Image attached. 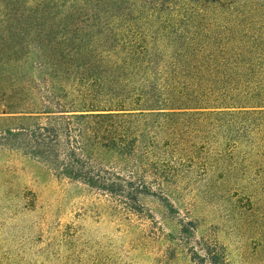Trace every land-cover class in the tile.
Masks as SVG:
<instances>
[{
    "label": "rangeland",
    "instance_id": "374dc122",
    "mask_svg": "<svg viewBox=\"0 0 264 264\" xmlns=\"http://www.w3.org/2000/svg\"><path fill=\"white\" fill-rule=\"evenodd\" d=\"M192 45H264V0H0V108L111 115L85 141L105 188L0 142V264H264V135L198 109Z\"/></svg>",
    "mask_w": 264,
    "mask_h": 264
},
{
    "label": "trees",
    "instance_id": "16d2710c",
    "mask_svg": "<svg viewBox=\"0 0 264 264\" xmlns=\"http://www.w3.org/2000/svg\"><path fill=\"white\" fill-rule=\"evenodd\" d=\"M184 50L186 52L171 65L177 68L192 66L197 73L200 72L196 76L197 81L194 80L196 84L210 81L216 86L204 85L207 92L214 91L211 95L215 103L198 109L223 110L220 112H227L225 114L235 118L234 121L251 125L252 128L248 127L246 133L261 140L260 137L264 135V45L233 48L192 45V48ZM190 51L192 53L189 55ZM203 69L209 72V80L201 76ZM198 94L202 98L208 97L205 91ZM36 96L38 105L16 110L0 108V142L51 163L67 177L105 188L107 183L102 176L104 167L86 148L85 141L96 137L93 130L102 127L111 115L97 113L93 106H75L67 101V94L59 95L52 90L40 89ZM147 96L142 92L137 99L145 101ZM164 103L154 101L143 110L169 109L163 108L167 106ZM239 138H244V134ZM208 253L212 254L211 251ZM220 259H223L222 263ZM210 262L224 264V255L221 258L210 257Z\"/></svg>",
    "mask_w": 264,
    "mask_h": 264
}]
</instances>
